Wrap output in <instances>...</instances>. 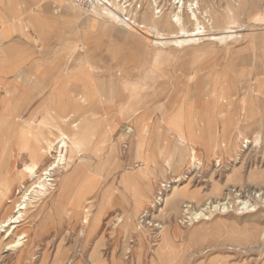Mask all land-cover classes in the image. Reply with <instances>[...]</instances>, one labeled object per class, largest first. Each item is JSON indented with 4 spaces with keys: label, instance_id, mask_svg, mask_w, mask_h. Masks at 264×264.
<instances>
[{
    "label": "rangeland",
    "instance_id": "rangeland-1",
    "mask_svg": "<svg viewBox=\"0 0 264 264\" xmlns=\"http://www.w3.org/2000/svg\"><path fill=\"white\" fill-rule=\"evenodd\" d=\"M16 1L18 2L21 0ZM64 1L65 0H25L23 4H19L20 8L22 7L27 10L31 9L42 12L46 11L47 9L50 14V18L54 23V35L56 38L51 41L50 46L48 47L46 46L47 43L45 42V40L38 43V59L41 61H44L46 59L52 60L53 63L55 62L57 64V69L63 68L65 66L66 68H71L72 70H74L73 68L75 67L76 60L79 59V57L83 54V52L80 50L81 46H84V51L94 48L96 39L99 38V48L97 51L93 50L92 55L93 58H96V60L97 57L101 58V56L105 58L104 60L107 59L106 61L102 60L101 64L96 66L98 67V71L109 74L110 71L106 69L102 71V67L107 66V61L109 59L106 54V44L108 43V39L104 35V33L106 32L105 30L108 27V25L105 24L107 23V20L103 19V21L102 19L95 17L96 15L94 14L89 15L85 13L83 10L75 7L70 2V0H67L69 2V7L64 6ZM206 1L209 2L211 0ZM5 2L8 4L11 3L10 0H1L0 5H3ZM243 2V8H241L240 11L237 12L236 18L234 19V22L240 27L233 29V31L243 29V31L237 32V35H240V37L233 39L232 41H228L224 43V45L220 44L221 46L216 45L215 48H212L215 52L217 51V49H220V47L229 48V53L227 55L214 58L211 57V59L206 57L195 58L189 55L187 58H180L182 62H174L169 60L171 62L167 63V65L163 67H160L159 71L156 69L155 73L148 74L147 78L144 79V73H146L148 67L144 65L145 68H143V62L139 63V61L136 60V58L139 57H134V55L130 51L126 50V46H124L120 41L114 40L115 44L119 46L118 52H120L117 56H120V58L115 61H117L118 63L124 58L126 59L128 57L126 61L127 66L125 69L126 72L128 71V75L123 77V71H115L114 74L109 76L110 79H106V81L103 80V83H106V85L103 84V87H110L111 83H117L120 87L121 84H119V82L123 78V81H125V83L123 84L127 85H131L133 82H141L139 84L142 88H140L141 93L146 94L147 84L150 83L151 86L157 85V78H162L161 76H157V74L160 73L165 75L163 77L165 78V80L168 79V84L170 81L172 83L170 87H167L166 95L174 91V87L178 88V83L181 88L182 102L186 103L187 105L189 104L193 106V111L197 113L204 112L206 110L204 99L207 91L201 86L199 87V85L205 83V81L201 80L200 78L205 76L204 69L209 64L211 67L213 66L214 73L211 79L213 84L212 89H214V92H216L217 90H221L223 93H225L223 107L220 106L218 109H216L215 112H219L218 110L224 109L228 105V101L231 99L230 96L236 94L235 97H239L238 94L242 93L240 88L237 89L235 93L231 92V90L229 89L230 78L233 75H236L239 70H241L243 73V76L238 78L239 81L242 80L239 87L241 86L242 89H245L246 91H248L250 88L255 87L254 84H256L257 79H264V0H243ZM211 4V8L208 7L209 5L206 3L201 6L200 12L203 13V15L200 17V22L207 29L210 28L207 27V24H210V26L214 27L216 30H222L226 22L229 21L228 8L230 7L231 10H233L234 7L236 8V1L212 0ZM65 8L69 9V12L73 14L72 18L74 23L70 28L65 25V21L70 20L68 14L65 13ZM85 25H87V29L91 25V31L86 32L88 34V41L80 42L78 38L80 34H83L85 32ZM26 26L28 27L27 24ZM26 26H24V28ZM98 26L102 27V35L100 34L101 32L98 29ZM40 31H43V29L39 27L37 32L41 33ZM43 35L45 36V33H41V36ZM67 42H74L77 45L76 51L70 58H60L59 54L61 48ZM240 48L242 49V51L238 53ZM202 50H205L204 46H201L197 50V55H199ZM177 57H179V55H177ZM134 62H136L135 65L138 66L137 70H134ZM181 63L182 65L184 64V66H189L186 73H188V75H193L191 76L190 82H185V79L179 78L180 76H183L180 74L179 70V65H181ZM195 71L200 72L198 75L201 77L194 76ZM179 79H182V81H180ZM169 89L170 93H168ZM257 112L259 113V115L260 113L262 114L259 123L257 121H253L252 119L246 118H244L241 123L238 120V118L240 119V117H237V122L234 123L233 127L228 131L230 133L228 134L226 132V134L223 135V138L225 137L227 139V142L223 144L224 146H226V150L220 147L215 151L208 153L204 152L201 147L199 155L201 165L199 169H194L188 166L187 152L185 154V158L181 162L177 157H174V159L171 160V164L168 168H164V166H162L160 176L151 178L152 192L150 194L151 197H149V202L152 203L155 196H157L161 184H165L167 182V191L165 192V187L162 190L161 196H157V198L159 197L161 199L158 204H154L153 201V209L147 207L146 203L145 206L142 207L139 210V213L135 216L134 224L137 223L138 217L143 212H148L147 217L141 219V222L146 220V222L148 223L150 219L154 218V220H156L157 222H159L160 220L163 224L166 225V230H164V232H175L176 235H173L175 237L174 243L179 246L177 250L180 253L179 255L181 256L180 259H182L181 264H205V262L213 257L219 259L222 258L227 264H264V245L260 246L261 249L259 248L249 250L247 253H242L241 251L230 250L231 248L233 249V245L235 244L227 243L224 240L219 241V243L221 244L226 243L223 245H217L218 243H204V241H201L202 239L195 243V238L193 237V229L196 225H194V220H191V222L187 224L184 222L179 223V219H182V215H185L183 209L185 205L191 207V212H195L197 209L205 206L206 202L204 200L208 197L209 201H211V199L212 201L215 200L214 197L210 195V191L212 189L211 186L215 183L221 186V196L227 198L228 204L225 209L221 210L220 212L217 211L218 209L214 211L212 209H208L207 211H205L203 213L204 217H200V224H211L216 222L217 224H215L212 229L214 231V234L215 231H218L220 234H222V238L230 235L234 236V238L239 239L240 241L244 240L243 238L245 237V235L251 233L253 229H259L260 231L264 230V205L262 201L264 198V179L261 182H252L248 179V175L250 174V172H260L261 174H263L264 178V113H262L264 111ZM161 114L162 113H160V111L156 110L153 113L152 120L156 121ZM65 118L67 120L63 121ZM64 119L47 120V124H42L43 121H39L37 123V127H35L33 131L38 133V135H42V137H39L40 139L42 138L41 140L45 138L47 141L54 143L60 137L58 131L61 130L65 135L69 136V133L75 130L72 129L73 124H78L76 129H79L82 126V122L79 121V119L76 117V114H66L64 116ZM261 122L262 125L260 124ZM162 127H165L161 130L164 133V136H167L168 138L170 134L167 131L166 125L163 124ZM221 130L222 127L220 123L216 124L213 135V139L216 142H220L221 135L219 134L221 133ZM198 131V134L201 137H205L203 128H200ZM132 136L133 130L130 123L129 126L124 125L118 131L116 136L112 138L107 137L103 144H101V149L98 152L97 157L92 156V158L89 157L84 160L86 162L85 167L87 168V171L91 174L95 172L96 177L99 180L100 186L98 192L97 190H95L94 193L95 198L97 199L98 197V201L100 195H109L110 193L122 195L121 187L119 185V176L122 170L121 166L130 165L132 163V158H130V156L133 155V152L128 153ZM172 136L173 135L171 134L170 138ZM258 136H260L261 142L257 146H254V144L246 145L245 143H242L245 139L253 141L254 139L258 138ZM6 139H12V135L6 137ZM40 144V147L44 152L48 151L46 143H44V141H41ZM10 145L11 146L7 145L9 146V152L0 154L3 156L6 155L10 158H0V197L3 194L1 192H7L9 193L11 200H13L18 197L15 195V190H17L21 184H25L26 186H28L30 182H28V179L21 172L26 159H14V155L12 153L14 145ZM111 146L113 149L111 148ZM181 149L183 150V148ZM83 154H86L87 156L93 155L92 153H90V150L89 152L83 151ZM23 155L25 156V154ZM43 155L45 156V159L39 166L40 170L47 167V165L54 160V156H56L55 153H52L51 156H48L45 153ZM125 157H127L128 160ZM162 163L163 162H160V164ZM236 168L239 170L242 179L239 180V182L231 181V183L228 184V178L229 176H231V172ZM8 169L12 170L10 171L11 173L8 172V175H6L5 171H7ZM182 174L184 178L182 177V179L180 180L181 182L174 184L172 183V181H170L171 177ZM174 186H184L189 187V189L191 190H196L199 194L200 201L198 203H189L185 202L184 200H180L172 210L167 208L162 209L163 205L161 202L169 193V187L171 188ZM110 190L112 192L109 193ZM226 194L227 197L225 196ZM52 196L53 194L48 197L46 196V198L44 199H41V197L37 196L35 199L38 198L40 200L32 203L33 208H29V211L25 215L24 222L18 229L19 232L26 233L28 238H26V243H24L23 247V250L26 252L24 257L20 260L19 263H17V253H4L2 249L5 242H0V264H40L42 262V259L44 258L46 260L45 264H51V259H53L52 254H55L58 248H62L61 251H63L65 254V259L63 258L62 264H65L69 259L72 258L74 259V263L72 264H75V261L82 262V264H87L86 259L89 258L94 251H96L97 253V258H102L108 264H111L112 256L115 257L117 263L119 262L121 264H131L130 261L124 260V258L127 259V256L123 255L125 253V249L128 248L127 241L129 237H132V239L135 240L134 243L131 244V246H134L136 244V234L132 233L124 238L122 235H119L117 233L118 229H112V227L119 228V226H121L120 223L114 225L115 217L120 211H113L106 217H104L105 215H103L102 217L104 218L100 224L101 240L97 242L88 241L83 239V237H78L79 228L77 224L75 226L73 225L72 219L63 220L61 228L58 230V232L54 231L55 229L51 224L50 218H46V216H43V214L45 213L43 211H48L50 207L49 202ZM237 200L249 201V204H251L252 206H256V212H250V209L241 210L242 206L238 203ZM7 208H10V204H6L4 205V208L0 209V221L4 218L3 216L7 214ZM161 209L162 211L160 212ZM40 210L42 214H39ZM107 210L105 207V214L107 213ZM190 211L189 213H191ZM122 213L125 214V212ZM33 215H35L36 217H33ZM112 216L113 220L111 219ZM207 230L208 229L206 228V233ZM154 231L157 233L159 230L150 228L143 233L145 234V237L148 238L149 244L146 241L144 242L146 244L142 264L149 263V260L152 257V253L150 250L151 248L153 250L155 247H157V244L159 243V239H151L150 242L151 236L153 237L155 234ZM208 231L211 232V229H209ZM151 233L152 235H150ZM3 235L4 234L1 233L0 237H3ZM190 241L192 242V245H189L190 247L187 248V245L188 243H190ZM95 244H97V246H95ZM123 244H125V248L122 250ZM73 251H80L81 255L77 257V254H72ZM29 252L32 257H30V254H28ZM129 257L130 256L128 255V258ZM32 258L35 261H33ZM220 262H217V264H220Z\"/></svg>",
    "mask_w": 264,
    "mask_h": 264
},
{
    "label": "crops",
    "instance_id": "crops-1",
    "mask_svg": "<svg viewBox=\"0 0 264 264\" xmlns=\"http://www.w3.org/2000/svg\"><path fill=\"white\" fill-rule=\"evenodd\" d=\"M10 1L11 3L9 4L4 3L0 5V154L9 152V146L13 144L12 153L15 155L14 159L21 158L18 148L22 144V139L26 137L23 135V131L27 129L33 131L39 121L59 120L64 118L66 114H76V117L85 123L83 125L85 129L92 130L94 128V134H91L93 136V144L101 143L103 138L116 136L121 127L124 125L129 126L130 123L133 136L131 137V145L128 153L133 152V155L130 156L132 163L121 166L119 185L122 195L110 193L112 192L111 190L109 191V195H103L105 200L104 206L106 210L108 209L104 217L116 210L120 211L118 214L125 212L127 217L126 226H128V219L134 218L139 210L145 206L150 197V192H152L151 178L161 175L162 166L168 168L174 157H177L181 162L185 158V154L188 152L190 145L194 146L198 156L200 155L201 147L204 152L208 153L220 147L226 150L227 148L223 144L227 142V139L225 137L223 138V135L226 132L228 134L230 133L228 131L237 122L238 116L240 117L238 120L241 123L244 118L252 119L258 123L261 120L262 114L260 113L259 115L257 111H264V79H257L256 84H254L255 87L246 91L241 86L239 87L242 80L239 81L238 78L243 76L241 70L230 78L229 89L235 93L240 88L242 93L238 94L239 97H235L236 94L230 96L231 99L228 101V105L224 109L218 110L219 112L215 111L220 106L223 107L225 93L221 90L214 92V89H212L213 84L211 79L214 74L213 66L211 67L208 64L205 67L204 77L199 76L198 74L200 72L195 71L194 76L201 77L200 79L205 81L199 87L201 86L207 91L204 99L206 110L197 113L193 111V106L182 102L181 88L178 83V88L174 87V91L171 93L169 89L168 93L170 94L166 95V89L172 83L170 81L169 85L167 82L168 79L165 80L163 78L165 75L160 73L157 76H161L162 78H157V85L151 86L150 83L147 84L146 94L141 93L142 88L139 85L141 82H133L131 85H127L123 84L125 83L123 78L119 82L121 84L120 87L117 83H111L110 87H103V84L106 85V83H103V80L110 79L109 76L114 74L115 70L109 74L98 71L96 65L101 64L103 56L101 58L97 57L96 60L95 57L93 58L92 52L93 50H98L99 38L96 39L94 48L84 51V46L81 47L80 50L83 54L76 60L74 70L66 68L65 66L62 69H57L55 62L53 63L52 60L48 59L41 61L37 55V47L40 41L45 40L47 43L46 46L48 47L51 41L56 38L54 35L55 26L48 10L46 9V11L42 12L31 9L27 10L19 7L20 1ZM65 13L70 17V20L65 21V25L70 28L74 23L72 18L73 14L66 8ZM24 26L26 27L24 28ZM86 26L84 28L85 32L80 34L78 38L80 42L88 41V34L86 32L91 31V25L88 29ZM39 27L43 29L40 32L45 33V36L43 35L44 37L41 36V33L37 32ZM98 29L100 32L102 31V27L100 28L98 26ZM100 34L102 35V32ZM76 46L74 42L65 43L61 48L59 57L70 58L74 55ZM241 51L242 49L240 48L238 53ZM228 53L229 48L226 47H220L216 52L212 48L205 47V50H202L199 55L196 53V55L191 54V56L211 59V57L224 56ZM106 54L109 57L108 60H113L112 63L114 64L117 63L115 60L120 58L117 57L118 53L115 51L108 53L107 46ZM127 58H124L122 61H127ZM171 61H167V63ZM174 62L182 61L174 60ZM144 65L148 67V70L144 73V79H146L148 74L155 73V71L150 69L149 63L144 62L143 68H145ZM165 65L162 64L160 67ZM188 67L187 65H182V63L179 65L180 74L183 75L179 78L185 79V82H190L191 76H193L186 73ZM159 68L157 69L158 71ZM102 69L104 71L103 67ZM137 69L138 66L135 65L134 70ZM123 75V77L128 75V71L126 72L125 70ZM156 110L162 114L156 121H153V113ZM205 119L208 123L205 122ZM218 123L222 127L220 142H216L213 139L215 124ZM163 124L166 125L167 131L170 134L168 138L164 136L161 130L165 128L162 127ZM260 124L262 125V122ZM175 125L179 127V130L187 139V144L174 138ZM200 128L204 129L205 137H201L198 134ZM88 132L91 133L92 131ZM171 134L173 136L170 138ZM11 135L12 139H6V137ZM138 144L141 145V153L136 151ZM161 153H164L165 157ZM92 156L97 157L98 154L86 155L85 159L92 158ZM139 156L144 159L145 163L138 161ZM0 158L10 159L6 155H0ZM125 158L127 159V157ZM160 162L163 163L160 164ZM86 173L89 174L88 171ZM93 175L96 176L95 172ZM141 176L150 178H142ZM99 186L100 184L96 188L97 192ZM101 196H99L100 203ZM104 217L91 221L85 229L83 239L96 242L101 240L100 224ZM111 219L113 220V216ZM130 223L132 224V220ZM61 225L62 223H56L55 229L61 228ZM213 227L214 223L206 227L208 230L211 229V232L207 230L205 238L201 241H204V243H218L217 245L226 244L219 243L221 240L227 243L231 242L228 236L222 238V234L218 231H215L214 235ZM112 229H118L117 233L124 238L132 234V231H129L130 229L127 230L123 227H112ZM168 233L169 236L167 235L166 239L168 240L170 237L169 240L171 242H167L165 248L159 250L158 257L156 252L155 254L152 253L148 264L182 263L180 253L177 250L179 246L174 243L175 237L173 235L176 233ZM131 238L129 237V239ZM139 239H141V243H137L136 241L134 247L131 246L130 257L128 258L127 256V259L124 258L125 261H130L131 264H142L144 258L146 244L144 242L146 239ZM238 240L234 239L233 242L245 246V244L238 242ZM194 242L197 243V240ZM169 245L170 248H168ZM189 245H192L191 241L188 243L187 248L190 247ZM124 247L125 244H123L122 250ZM155 249H158V245L153 250ZM160 255L161 257H159ZM123 256H125V253ZM103 261V264H108L105 260ZM211 262L227 264L222 258L219 259L216 257L209 259L205 264ZM111 264L121 263H117L116 259L113 262L111 258Z\"/></svg>",
    "mask_w": 264,
    "mask_h": 264
},
{
    "label": "bare ground",
    "instance_id": "bare-ground-1",
    "mask_svg": "<svg viewBox=\"0 0 264 264\" xmlns=\"http://www.w3.org/2000/svg\"><path fill=\"white\" fill-rule=\"evenodd\" d=\"M235 1H236V8L234 7L233 10H231L230 7L228 8L229 21L226 22L222 30H216L214 27L210 26V24H207L208 25L207 27H210L209 29H207L200 22V17L203 15V13L200 12L201 6L206 3L209 5L208 7L211 8L212 0L209 2L206 0H137V3H140L141 7L139 10L137 9L133 10L134 13L133 15L138 20L137 24H135L134 26H128L121 22H118L117 18L113 14L108 12L99 11V12H95L94 15H96L95 17H98L102 20L103 19L107 20V23L105 24L108 25V27L106 26L107 29L105 30L106 32L104 33V35L108 38V43L106 44L108 53L114 51L120 53L118 52L119 46L115 44L114 41V40H118L124 46H126V50L130 51L134 55V57L136 56L139 57L136 58V60H138L139 63L140 62L149 63L150 69L155 71L162 64L165 65V63H167V61L169 60L172 59H173L172 61L180 60V58L182 57L187 58L191 54L196 55L197 50L201 46L215 48L216 45H220V44L224 45V43L240 37V35H237V32L243 31V29H239L238 31H233L234 28L240 27L238 26V24L234 22V19L236 18L237 12H239L240 9L243 8L244 2L243 0H235ZM23 2H25V0H21L20 5L21 3L23 4ZM0 4H1V0H0ZM63 5L69 7V2L65 0ZM109 23H112L113 25ZM177 55H179V57H177ZM104 59L105 58L103 57L102 60ZM112 62L113 60L112 61L108 60L107 66L106 67L103 66V68L110 72H114V70L115 71L118 70L119 72L123 71V73L125 72L127 66L126 61H120L118 63H115V65H113L114 63ZM212 114L210 113V115ZM209 118L211 119V117ZM66 120L67 119L65 118L63 121ZM46 122L47 121H43L42 124L44 123L47 124ZM84 124L85 123L82 122V126L79 129H76L78 124H73L72 129L75 130L71 131V133H69V136L65 135L61 130L58 131L60 137L54 143L47 141L45 138L41 140L42 138L40 139L39 137H42V135L40 134L38 135V133L33 132L30 129L23 131V135L26 137L22 139V144L18 148L20 152L19 156L21 158H18L17 160L26 159V162L23 164V168L21 169V172L23 175H25V177L28 179V182H30V184L28 186H26L25 184H21L18 187V189L15 190V195L18 196L16 199L11 200L9 193L7 192L5 193L1 192L3 194L0 197V209L4 208V205L6 204L8 205L10 204V208H7V214L3 216L4 218L0 221V234L1 233L4 234L3 237L1 236L2 238L0 237V242L1 243L5 242L2 250L4 253H8V252H13L15 254L17 253V261H16L17 263L20 262V260L24 257L26 253L23 250V247H24V243H26V238H27V234L24 232H19L18 229L21 226V224L24 222L25 215L29 211V208H33L32 203L40 200L38 198L35 199L37 196L41 197V199L42 198L44 199L46 198V196L48 197L53 194L49 202L50 207L48 211H43L45 212L43 216H46V218L47 217L50 218L51 224L53 225L54 229L56 223L60 224L63 223V220L65 219H72L73 225L75 226L77 224V226H79L78 237H84L85 229L88 227L91 221H93L94 219H100L103 215H105V206H104L105 200L103 195L101 196V203L100 200L98 201V197L97 200H95L96 198L94 196L95 190L99 184V180L95 175L91 173L89 174L86 173L87 168L85 167L86 162L84 161L86 154H83V151L89 152L90 150V153L98 154V152L101 149V144H103V142L107 138H104L102 142L99 144H93L92 143L93 136L91 134H94L95 130L94 128L92 130L85 129L83 127ZM174 130H175L174 138L180 142H184L187 144L188 143L187 139L184 137L183 133L179 130V127L177 125L174 126ZM88 131H92V132L89 133ZM219 135L222 136V132ZM41 141L42 142L44 141V143H46L48 151L44 152L43 149L40 147ZM260 142H261V138L258 137L254 139L253 142L245 139L242 143H245L246 145L254 144V146H257ZM141 149H142L141 145L138 144L136 151L138 153H141ZM44 153L48 156H51L52 153H55L56 156H54V160L50 162L47 165V167L40 170L39 166L42 164V162L45 159V156L43 155ZM23 154H25V156ZM161 155L165 157L164 153H161ZM188 157H189V161H188L189 166L194 169L195 168L199 169L201 162L199 160V156L196 152V149L194 148L193 145H190L189 147ZM138 161L145 163L144 159H142L141 156H139ZM11 170L12 169H8L7 171H5V174L8 175V172L11 173L10 172ZM231 173H232L231 176H229L228 178V184L231 183V181L239 182V180L242 179L239 170L237 168L234 169ZM141 177L150 178L146 176H141ZM182 177L184 178L183 174L178 176H173L170 178V181H172V183L174 184H177L178 182H181L180 180L182 179ZM248 179L252 182H261L263 181L264 178H263V174H261L260 172H250V174L248 175ZM166 183L160 185L159 187L160 190L157 196H161L162 190L166 187ZM167 188L168 187L165 188V192L167 191ZM211 188L212 189L210 191V195L213 196L215 200L212 201L211 199V201H209L208 200L209 197H208L207 199L204 200L206 202V203L204 202L205 206L197 210L195 209L196 210L195 212L190 211L191 212L190 216L193 218V220H195L194 225H196L195 228L193 229V237L197 241L205 238L206 227L211 226L213 224V223L200 224L201 221L200 217L201 216L204 217L203 213L208 209H212L213 211L218 209L217 211L220 212L221 210H224L228 204L227 198L221 196V186L214 183L211 186ZM169 190H170L168 191L169 193L161 202L163 205L162 209L167 208L172 210L176 206L177 202L180 200H184L185 202H189V203L190 202L198 203L200 201L198 192L196 190L189 189V187L174 186L171 188L169 187ZM157 196H155V198L153 199L154 204H158V202L161 201V199L157 198ZM225 196L227 197V194ZM153 201L152 203L149 202V198H148L146 202L147 207H149L150 209H153L154 207ZM262 201L264 205V198ZM248 202L249 201H238V203L242 206L241 210L246 208V210L250 209V212H256L255 210L256 206H252ZM98 203H100V205H98ZM162 209L160 210V212L162 211ZM40 213L41 210L39 214ZM147 215L148 212H143L138 217V221L136 224H134L135 217L128 219V226H126L127 224L126 214L120 213L116 215L114 220V225L120 223L121 226H119V228L123 227L124 229L127 230L130 229L129 231H132V233L136 234L137 243L141 241V239L139 238L146 239V241L148 242V238L145 237V234H143L144 232H146L147 229L153 228L159 230L157 233L154 231L155 232L154 236L153 237L151 236L150 238V242L151 239L153 240L159 239L158 240L159 243L157 244L158 249L157 250L155 249L156 250L155 251L152 250L151 248L150 250L152 251L151 253L155 254L156 252L158 257L159 250L165 248V244L167 242H171L169 240L170 237L168 238L169 241L166 239L167 235L169 236V233L167 231L164 232V230H166L165 229L166 225L163 224L162 221H160L159 219H158L159 222L154 220V218L150 219L148 223L146 222V220L141 222V219H144L145 217H147ZM33 217L36 216L33 215ZM131 220H132V224L130 223ZM215 224L217 223L214 222V225ZM59 229L60 228L55 229L54 231L58 232ZM150 235H152V233ZM175 235L176 234H174V236ZM228 237L231 240L230 243L235 244L233 245V249L232 248L230 249L232 251H241L242 253H247L249 250H254L259 248L261 249L260 246L264 245V230L260 231L259 229L258 230L253 229L251 233L245 235V237L243 238L244 240L241 241L238 240V242H242L243 244H245V246L233 242L234 239H236L234 238V236L228 235ZM134 241L135 240H133L132 238L129 239L128 248L125 249V256L130 255L132 249L131 244H133ZM95 246H97V244H95ZM61 249L58 248L55 254H52L53 259H51L52 260V262H50L51 264H62L65 254L63 251H61ZM28 254H30V252ZM72 254H77V257L81 255L80 251H76V252L73 251ZM30 257H32L31 254ZM159 257H161V255ZM33 258L32 260L35 261ZM111 258L112 261L114 262L115 258L113 256ZM73 260H74L73 258L69 259L65 264H72L74 263ZM45 262L46 260L44 258L42 259V262L40 264H45ZM86 263L103 264L104 261L101 258H97V253L96 251H94L90 255V257L86 259ZM75 264H82V262L75 261ZM209 264H216V262L214 263L211 262Z\"/></svg>",
    "mask_w": 264,
    "mask_h": 264
},
{
    "label": "built area",
    "instance_id": "built-area-1",
    "mask_svg": "<svg viewBox=\"0 0 264 264\" xmlns=\"http://www.w3.org/2000/svg\"><path fill=\"white\" fill-rule=\"evenodd\" d=\"M71 3L83 10L89 15H93L95 12L103 11L113 14L118 22H121L128 26H134L137 24V19L133 15V10H139L141 7L137 0H70ZM139 2V1H138ZM159 198V197H158ZM190 206H184V213L182 219H179V223H189L193 218L190 216ZM246 209V208H244ZM213 212V211H212ZM195 221V220H194Z\"/></svg>",
    "mask_w": 264,
    "mask_h": 264
}]
</instances>
